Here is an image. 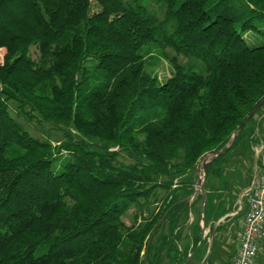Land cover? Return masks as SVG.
<instances>
[{
	"label": "trees",
	"instance_id": "16d2710c",
	"mask_svg": "<svg viewBox=\"0 0 264 264\" xmlns=\"http://www.w3.org/2000/svg\"><path fill=\"white\" fill-rule=\"evenodd\" d=\"M161 1L162 17L137 1L0 0V264H191L207 249L194 171L264 97V0ZM255 114L208 162L206 193L260 141Z\"/></svg>",
	"mask_w": 264,
	"mask_h": 264
},
{
	"label": "crops",
	"instance_id": "0c3cea01",
	"mask_svg": "<svg viewBox=\"0 0 264 264\" xmlns=\"http://www.w3.org/2000/svg\"><path fill=\"white\" fill-rule=\"evenodd\" d=\"M260 142L261 137L259 136ZM253 152L254 148L252 147ZM257 154H253L254 158V165H253V172H247L248 175H253L252 178L255 176L256 171L258 170L256 165ZM228 171L225 169L216 168L214 171V175L209 177L207 180L208 184V192L206 193V198L209 195L219 197L212 201V205H217L216 208L218 211L222 209H227L226 212L223 214H218L216 210L206 211L205 217L203 216V209L206 203L203 205V202L195 209L197 212L195 216L199 219V222L202 224V221L205 225V234L208 232V247L204 251L203 257H197L195 260H191V264H202L204 258L210 253L211 256V264H230L231 259L235 256L237 248H238V240L237 236L238 233L241 231L243 224H244V214L245 209L247 207V200L244 198V201L241 197L234 198L231 194V188H228L226 184L222 181L221 177L225 176ZM221 176V177H220ZM244 181L246 182L247 186L249 185L252 178ZM246 186V187H247ZM219 206V207H218ZM229 213H233V215H229ZM227 215V216H226ZM241 216V217H239ZM204 232V231H203ZM202 232V234H203ZM201 234V237H202ZM203 234V235H205ZM213 239L214 243L211 245V240ZM213 247V249H211ZM264 249V241L259 245V250ZM195 253L197 254L200 250L195 249ZM201 253V252H200ZM257 256V255H256ZM195 257V256H194ZM256 258V257H255ZM255 263V262H254ZM253 263V264H254ZM256 264V263H255Z\"/></svg>",
	"mask_w": 264,
	"mask_h": 264
},
{
	"label": "rangeland",
	"instance_id": "374dc122",
	"mask_svg": "<svg viewBox=\"0 0 264 264\" xmlns=\"http://www.w3.org/2000/svg\"><path fill=\"white\" fill-rule=\"evenodd\" d=\"M127 2H130V3H133L135 1L143 4L146 8H148L147 10L151 13H154L156 15H158L159 17H162L163 16V12H164V3L160 0H126ZM32 52H33V56H35V49L34 47L31 48ZM5 52V49H0V61H2V58H3V54ZM168 52L169 54H174V51H172L171 49H168ZM178 59L180 62H182L183 64L185 65H191L193 68H195L196 70L200 71V72H204V66H203V63L198 60V59H195V58H186V57H183L181 55H177ZM153 69V72H155L159 79L162 80L166 77L169 76L170 74V66L168 64V62L165 60V59H160L159 61L156 62L155 66L154 67H151ZM255 120L258 121V120H261V128L259 130V135L261 138H263L264 136V104L256 111V114H255ZM27 125L33 134L37 135V136H42L40 134V130L39 129H35V127H32V125L30 124H25ZM46 129L49 127V125H45L44 126ZM61 138V135L56 132V131H52L51 132V140L53 142H56L58 141L59 139ZM262 140V139H261ZM260 143H264V138H263V141H258L256 142V144H253L252 146L255 147H258L260 145ZM253 149L251 148H247L245 151H240V152H237V151H231V153L228 155L227 159H226V163L219 167V170H221V168L225 169V171H228V173L221 177L222 181L226 184V186L228 188H231L232 190V195L234 196V198L232 199H235L236 197L239 198L241 192L246 188L247 184L246 180L249 179V176L250 174L248 175L247 172H253V165H254V158H253ZM195 172V171H194ZM195 176H196V183L194 184L195 185V189L197 188V174L195 172ZM197 192H200V191H197ZM196 192V193H197ZM206 196H204V199H205ZM216 198H219V197H216L214 195L211 196V199L209 200V202L207 201L208 203V207H207V210L210 211V210H216V204L215 205H212V201ZM244 201V199H243ZM156 201H154L152 203V208L156 206L155 204ZM219 207V206H218ZM195 209H197V206L195 205L193 207V213H195ZM223 212H226L227 209H222ZM221 210V211H222ZM241 217V216H239ZM125 221H128V219L126 218ZM191 221V219L189 220ZM201 224V223H200ZM205 225H204V222L202 221V224H201V233L203 232V234H205ZM208 232H206V234L204 235V238L206 240V243L205 245L208 243ZM204 240V239H203ZM208 247V245H207ZM206 247V248H207ZM213 249V247L211 248ZM205 249L202 248L200 249V251L195 255L194 259L195 260L197 258V256L199 255V253L201 252H204ZM254 262L256 264H264V249H258V252H257V256L256 258L254 259ZM254 263V264H255Z\"/></svg>",
	"mask_w": 264,
	"mask_h": 264
},
{
	"label": "built area",
	"instance_id": "2783aa9c",
	"mask_svg": "<svg viewBox=\"0 0 264 264\" xmlns=\"http://www.w3.org/2000/svg\"><path fill=\"white\" fill-rule=\"evenodd\" d=\"M253 148L260 158V164L255 176L241 194L242 199L247 200V207L243 227L237 236L238 248L230 264H253L259 245L264 241V143ZM200 164L201 161L198 160L195 169L197 177L203 173L201 168L198 169Z\"/></svg>",
	"mask_w": 264,
	"mask_h": 264
},
{
	"label": "water",
	"instance_id": "95a60500",
	"mask_svg": "<svg viewBox=\"0 0 264 264\" xmlns=\"http://www.w3.org/2000/svg\"><path fill=\"white\" fill-rule=\"evenodd\" d=\"M264 103V97L261 98L253 107L252 109L248 112V114L245 116V118H243L242 122L238 125V127L235 129V131L232 134L231 140H230V144H228L225 148L222 149H216V150H211L207 153H204L202 155V157L199 159L201 161L200 166L198 165V169H202L203 173L202 175L198 176L197 178V188L195 189V193L197 191H200L203 195L206 194V192L203 190V183L205 180V176H206V171H207V164L210 160H212L213 158H215L216 156L218 157L219 154H222L224 152H226L227 150H229L233 144L235 143L236 137H237V133L238 131L244 126V124L247 122L248 118H250L251 116H253V114L256 112V110L260 107V105H262ZM207 198L205 197L204 201H203V205L206 203ZM204 239V235L202 234L201 237V241ZM189 260V259H188Z\"/></svg>",
	"mask_w": 264,
	"mask_h": 264
}]
</instances>
